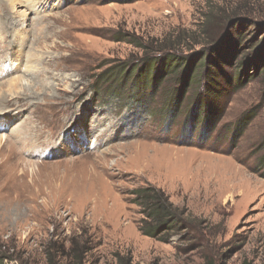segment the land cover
<instances>
[{
  "label": "rangeland",
  "instance_id": "obj_1",
  "mask_svg": "<svg viewBox=\"0 0 264 264\" xmlns=\"http://www.w3.org/2000/svg\"><path fill=\"white\" fill-rule=\"evenodd\" d=\"M215 13L245 33L237 63L264 53V0H0V264L264 262V60L224 65L206 100L190 85L172 117L177 77L145 106L113 95L168 40L203 48ZM144 187L178 229L144 233Z\"/></svg>",
  "mask_w": 264,
  "mask_h": 264
},
{
  "label": "trees",
  "instance_id": "obj_2",
  "mask_svg": "<svg viewBox=\"0 0 264 264\" xmlns=\"http://www.w3.org/2000/svg\"><path fill=\"white\" fill-rule=\"evenodd\" d=\"M216 15L218 18L215 17ZM216 15L212 16L211 14L207 16L205 24L199 30V32L202 33L201 42L205 43L203 48L199 49L197 52L189 53L183 56L180 55L181 52L175 49H177L180 43H185L184 39L181 38L184 35L180 34L181 37L178 35L176 38L168 40V43H165L164 46L158 47V55L147 56L146 61L141 62V65H149L150 70H152L151 68L154 64H156V66H161L162 70H159V72H156V74L154 72L151 73L152 78H150V76H146L145 68L143 69L144 72H142L141 75H136V71L133 73L134 67L132 68L127 65V71L125 69L123 73H120V79L117 78L116 80V88H125V85L129 83V91L126 90V87L125 89H120V91H117L113 95H116L119 92L127 93L129 94L130 98L133 97L132 99L135 100L134 103L136 106L148 105L147 97H151V94L143 91H147L148 89L155 90L157 86L162 83V79H164V77L160 78V73H164L165 77H177V81L179 83L178 85L171 87V89L167 90L165 93V97L168 98L165 103L166 106L164 107V109H168L167 114L165 115L169 117L173 116L178 107L176 101L180 102L181 99L184 98V93L190 85L195 86V96H198L201 99L204 98L203 100H206L208 93L214 89L212 84H218V82L215 81L214 74L218 75L219 73H222V75H224V71L222 70L224 65H233L234 63H237L238 53L243 50L245 43V33L239 29H235L238 22L233 25L232 21H230V16H223L220 18L218 14ZM210 26L216 28L217 30L221 29V32L219 33L221 36H218V32L212 31L211 29L213 28L211 27L210 29ZM186 39L191 38L187 37ZM186 46L188 49L192 48L188 45ZM263 60L264 53L262 54L260 50H256L255 55L250 60L248 59L246 61H239L236 64V70H247L248 67H251L252 70V67L257 68L258 63L263 62ZM234 76H236L235 80L238 82V86L241 85L240 82H242L243 78L241 77L240 71L238 73L235 71ZM224 77H227V75H224ZM140 89H143V91ZM172 99H176L175 102ZM173 110L174 112H172ZM196 119L194 120L195 122ZM202 122L203 124L205 123V121ZM241 127L242 125L239 126L237 130H241ZM208 129L209 128L204 126L201 127L200 131L205 134L206 132L202 130L208 131ZM133 193H135V197H138L137 199L140 205L144 206L146 214L153 219L151 228H143L144 233L155 236L156 234L170 229H178V227L184 223L183 220L179 218L178 213L174 212L173 209L169 207L170 205L166 203V199L162 196H158L159 194L155 193V190L153 191L152 187L149 189L148 187L140 188L133 191ZM147 215L146 217H148ZM204 264H211V262L208 261ZM240 264L254 263L243 260ZM261 264H264V262Z\"/></svg>",
  "mask_w": 264,
  "mask_h": 264
},
{
  "label": "bare ground",
  "instance_id": "obj_3",
  "mask_svg": "<svg viewBox=\"0 0 264 264\" xmlns=\"http://www.w3.org/2000/svg\"><path fill=\"white\" fill-rule=\"evenodd\" d=\"M4 65V64H3ZM5 65L4 66H2V68H1V70L3 71L4 69H5ZM19 77V76H18ZM17 78V77H16ZM8 123V120L7 119H5V118H0V126H5L4 124H7ZM30 129V128H29ZM8 136H9V134H8ZM16 137V136H15ZM40 151V150H39ZM41 152V151H40ZM25 157H27V156H25Z\"/></svg>",
  "mask_w": 264,
  "mask_h": 264
}]
</instances>
